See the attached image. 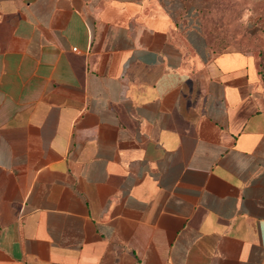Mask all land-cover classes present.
<instances>
[{
    "label": "crops",
    "instance_id": "0c3cea01",
    "mask_svg": "<svg viewBox=\"0 0 264 264\" xmlns=\"http://www.w3.org/2000/svg\"><path fill=\"white\" fill-rule=\"evenodd\" d=\"M251 14L0 0V264H264V79L208 35Z\"/></svg>",
    "mask_w": 264,
    "mask_h": 264
},
{
    "label": "rangeland",
    "instance_id": "374dc122",
    "mask_svg": "<svg viewBox=\"0 0 264 264\" xmlns=\"http://www.w3.org/2000/svg\"><path fill=\"white\" fill-rule=\"evenodd\" d=\"M208 35L217 49H226L228 45L238 42L240 49L253 52L257 57L259 71L264 77L263 14H251L245 20H242L241 15L225 16L208 30Z\"/></svg>",
    "mask_w": 264,
    "mask_h": 264
},
{
    "label": "trees",
    "instance_id": "16d2710c",
    "mask_svg": "<svg viewBox=\"0 0 264 264\" xmlns=\"http://www.w3.org/2000/svg\"><path fill=\"white\" fill-rule=\"evenodd\" d=\"M263 77V76H262ZM263 79H264V77H263Z\"/></svg>",
    "mask_w": 264,
    "mask_h": 264
}]
</instances>
